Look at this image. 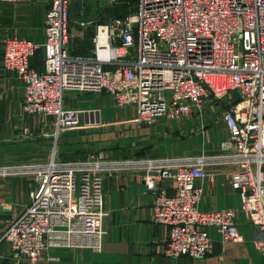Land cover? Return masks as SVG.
<instances>
[{"label": "built area", "instance_id": "obj_1", "mask_svg": "<svg viewBox=\"0 0 264 264\" xmlns=\"http://www.w3.org/2000/svg\"><path fill=\"white\" fill-rule=\"evenodd\" d=\"M71 1H50L42 43L21 36L3 41L2 67L22 79L27 113L53 117L56 135L79 123V111L63 103L67 90L107 92L118 106L135 105L148 123L201 111L212 97L223 104L228 136L215 154L109 160L93 153L76 161L52 155L43 163L0 166V174L31 173L36 183L3 239L31 264L53 246L99 250L104 174L129 168L142 171L155 195L153 221L168 226L164 254L203 256L209 226L223 239L241 240L237 209L198 208L196 179L208 166L226 165L239 210L257 227L252 241L264 254V0H137L132 13L96 24L83 56L69 46ZM38 48L40 71L30 66ZM167 179L172 193L163 186Z\"/></svg>", "mask_w": 264, "mask_h": 264}, {"label": "crops", "instance_id": "obj_2", "mask_svg": "<svg viewBox=\"0 0 264 264\" xmlns=\"http://www.w3.org/2000/svg\"><path fill=\"white\" fill-rule=\"evenodd\" d=\"M50 1H0V166L43 163L52 155L60 161H76L94 153L110 160L194 156L221 150L228 130L222 118L223 104L212 97L206 99L201 111L193 108L188 116H158L148 123L138 118L135 105L118 106L107 92L67 90L63 103L79 111V123L56 135L53 117L27 113L22 79L2 67L3 41L21 36L42 43ZM76 2L72 0L69 5V46L76 54H89L95 28L92 17L83 20L72 16ZM30 66L43 69L42 48L31 56ZM231 169L208 166L206 175L195 184L201 188L199 209H237L239 241L223 239L216 227L209 226L210 247L205 255L166 256L163 250L168 226L153 221L155 195L144 185L141 170L126 168L104 174L105 214L99 250L53 246L33 264H264V254L252 241L257 227L239 210V194L231 187ZM35 186L31 173L0 174V264H31L13 251L3 234L25 210ZM163 186L172 193L170 179Z\"/></svg>", "mask_w": 264, "mask_h": 264}, {"label": "rangeland", "instance_id": "obj_3", "mask_svg": "<svg viewBox=\"0 0 264 264\" xmlns=\"http://www.w3.org/2000/svg\"><path fill=\"white\" fill-rule=\"evenodd\" d=\"M85 8L82 9V13H87L89 17H92V25L94 28L98 23L107 22L110 18H113V6L116 4V0H82ZM103 17L105 19H103ZM103 19V20H102Z\"/></svg>", "mask_w": 264, "mask_h": 264}, {"label": "trees", "instance_id": "obj_4", "mask_svg": "<svg viewBox=\"0 0 264 264\" xmlns=\"http://www.w3.org/2000/svg\"><path fill=\"white\" fill-rule=\"evenodd\" d=\"M76 7L72 10V16L82 18L83 20H89L91 17L87 15V13H82V9L85 8L84 2L82 0H76ZM136 1L137 0H116V4L113 6V18L116 17H124L130 13H132L135 10L136 7ZM69 16L71 15L70 9L68 10ZM103 19H105L103 17ZM102 19V20H103ZM111 19V18H110ZM92 35V32H91ZM73 55H87V54H76L73 51H71Z\"/></svg>", "mask_w": 264, "mask_h": 264}]
</instances>
